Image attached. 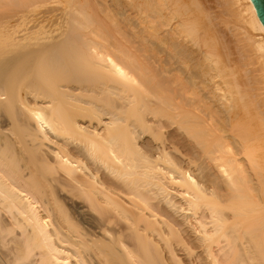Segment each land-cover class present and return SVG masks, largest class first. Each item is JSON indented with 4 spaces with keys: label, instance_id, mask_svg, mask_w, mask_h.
Wrapping results in <instances>:
<instances>
[{
    "label": "bare ground",
    "instance_id": "bare-ground-1",
    "mask_svg": "<svg viewBox=\"0 0 264 264\" xmlns=\"http://www.w3.org/2000/svg\"><path fill=\"white\" fill-rule=\"evenodd\" d=\"M219 2L0 0V264H264V25Z\"/></svg>",
    "mask_w": 264,
    "mask_h": 264
},
{
    "label": "rangeland",
    "instance_id": "rangeland-1",
    "mask_svg": "<svg viewBox=\"0 0 264 264\" xmlns=\"http://www.w3.org/2000/svg\"><path fill=\"white\" fill-rule=\"evenodd\" d=\"M206 2L208 1V3H206L207 4V6L210 8V6H212L211 8H210V10L213 8H216L217 6H218V4H219V8L217 7L216 9H214V10H211L212 12H214L213 14V16L215 17L216 15V17L215 18H218V16L221 14V12H222V8L220 9V7H221V4H220V2H219V0L217 1V0H210V3H209V0H205ZM215 3H213V2ZM214 5V6H213ZM215 11H216V13H217V11H218V13L220 12V14H216L215 13ZM218 23H219V25H218ZM216 24H217V28L220 30V32H222V35H224V38L226 39V41H228L229 43H230V45H231V47L233 46L234 48H233V52H234V55L235 54H237V55H235V57H238V53H237V51H236V43H235V40H236V37H235V35H234V32L232 33V30L230 31V27L228 26V25H225L224 23H222L221 22V20H216ZM224 26V27H223ZM226 30V32H224ZM225 33L226 34H228V35H225ZM234 40V41H233ZM234 42V43H233Z\"/></svg>",
    "mask_w": 264,
    "mask_h": 264
},
{
    "label": "water",
    "instance_id": "water-1",
    "mask_svg": "<svg viewBox=\"0 0 264 264\" xmlns=\"http://www.w3.org/2000/svg\"><path fill=\"white\" fill-rule=\"evenodd\" d=\"M256 10L258 17L264 25V0H252Z\"/></svg>",
    "mask_w": 264,
    "mask_h": 264
}]
</instances>
